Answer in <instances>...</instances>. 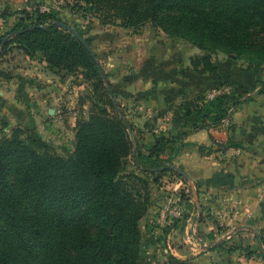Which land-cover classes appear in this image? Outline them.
I'll use <instances>...</instances> for the list:
<instances>
[{
  "label": "trees",
  "instance_id": "trees-1",
  "mask_svg": "<svg viewBox=\"0 0 264 264\" xmlns=\"http://www.w3.org/2000/svg\"><path fill=\"white\" fill-rule=\"evenodd\" d=\"M72 1L83 3L104 24L138 29L151 23L201 50H224L244 57L249 69L264 68V0ZM20 13L0 33V47L6 38L0 57L14 46L31 57L41 52L64 76L81 70L93 86V99L88 114L76 120L74 147L65 155L22 125L0 138V264H140V222L151 205V182L159 184L168 172L181 177L174 159L188 144L185 138L222 124L232 96L198 100L193 110L182 113L184 120L171 137L147 143L117 103L91 40L55 11ZM191 65L200 75L219 76L221 68L210 55L191 58ZM253 100L239 99L234 106ZM212 110V124L201 119ZM213 142L219 148L241 146L234 140ZM167 144L174 145L173 154L163 157L161 147Z\"/></svg>",
  "mask_w": 264,
  "mask_h": 264
},
{
  "label": "crops",
  "instance_id": "crops-1",
  "mask_svg": "<svg viewBox=\"0 0 264 264\" xmlns=\"http://www.w3.org/2000/svg\"><path fill=\"white\" fill-rule=\"evenodd\" d=\"M37 1L0 0V33L22 17V9L30 10ZM17 50L9 56L5 68L0 66V124L24 125L42 143L52 142L54 133H58L68 142L65 144L73 146L77 112L71 110L69 102L70 93L76 91V83L71 84V80L83 77L82 73L64 76L49 66L41 52L31 57ZM149 58L156 63L153 56ZM38 69H45L47 77ZM150 74L126 81L127 90L123 88L134 94L135 107H130L131 99L124 101L131 108L133 120L127 117L150 144L174 134V127L184 120L182 113L196 106L198 101L193 97L198 88L207 87L213 79H233L222 71L219 76L189 73L187 81L178 76L173 81L168 73ZM262 98L241 104L222 124L193 131L185 138L188 144L174 162L191 176L196 190L186 179L170 172L159 184L151 182V205L140 222L144 264H264L260 254L264 241L258 236L261 234L264 240ZM229 140L241 146L219 148L213 142L224 145ZM173 148V144L161 147V155L171 156ZM224 233L233 238L222 244ZM209 234L216 238L214 244L205 241ZM233 242L241 248L230 249ZM249 246L255 251L252 255L245 250Z\"/></svg>",
  "mask_w": 264,
  "mask_h": 264
},
{
  "label": "rangeland",
  "instance_id": "rangeland-1",
  "mask_svg": "<svg viewBox=\"0 0 264 264\" xmlns=\"http://www.w3.org/2000/svg\"><path fill=\"white\" fill-rule=\"evenodd\" d=\"M58 2L59 0H39L32 4L29 11H34L36 8L42 9L43 11H55L62 16L64 21L76 27L82 32L84 37L91 40L92 47L115 89L116 101L126 114V117L129 116L131 120H133V116L130 113V107H135V103L132 102L134 94L123 91V88L127 90L125 86L126 81L130 82L131 80H135L137 76H152L150 72L153 74L156 73L157 75L168 73L171 76L170 79L173 81L176 76L183 77V79L187 81L189 80V73H191L192 76L200 75L193 70L191 58L201 55H210L215 63L221 62L219 75L222 71L225 74L231 75L233 79L232 82L229 80L213 79V83H207V87H200L197 89L193 97L194 101L213 99L215 97L212 96L213 94H217L219 90H224L226 86L230 85L232 89L227 94L231 95L232 98L227 100V104L228 106L230 105V116L228 115V117H231L234 110L237 108L234 106L236 100H245L251 96H254V99H258L259 97L263 100L262 97H264V94H259V92L264 91V68L262 70L249 69L248 62L244 57H238L236 54H230L220 49L215 51L201 50L180 37L166 34L161 29L155 28L151 23H147L138 29L125 28L118 24H104L96 15L86 11L83 3L64 0V2H61L59 5ZM14 7L17 6L15 5ZM59 7L61 8L58 10ZM45 8L48 9L46 10ZM32 18L34 19L35 16ZM8 49L7 54L0 57V66L4 65V68L11 59L9 56L18 52L14 46H9ZM0 55H2V53ZM150 56L154 57L156 63L153 64V61L151 62L152 59L149 58ZM166 61L168 63H165ZM39 70L43 71V77H47L44 76V74H46L45 69H38V71ZM35 71L36 70H33L32 72L35 73ZM78 73L81 74V70L74 72L73 76L79 75ZM50 78H52V75H49V79ZM83 79V77L79 76L75 80H71V84L72 82L76 83V86H74L76 91L70 93L69 102L70 107H72L71 110L77 112L74 114L76 120L88 114L93 99V86ZM5 84L6 83L3 82V85ZM66 91H69V89ZM125 99H131L129 100L130 107L124 105ZM215 113L216 111L214 110L209 113V116L204 113L201 119L203 118L207 123H211V116ZM193 118L191 117L189 119L192 120ZM5 123L6 122H2L0 124V138L6 134L9 135L14 127L21 125L15 124L8 126L7 124L5 125ZM61 138V134L54 133L53 141L47 143L54 147L58 153L65 155L67 154L66 150L73 149L74 145L71 146L70 143L68 145L65 144L68 142H64L66 140ZM128 170H131L130 165L128 166L127 171ZM228 234L229 233L223 234L226 240H223L221 242L222 244L233 238V235L227 237ZM249 237L250 239L253 238L252 235ZM253 240L254 239H252V242H254ZM205 241L214 244L216 238L214 237L212 240L208 238ZM229 246L238 247L237 242H233L229 244ZM214 247H216V245H214ZM144 262L145 260L141 259L140 264H144Z\"/></svg>",
  "mask_w": 264,
  "mask_h": 264
},
{
  "label": "water",
  "instance_id": "water-1",
  "mask_svg": "<svg viewBox=\"0 0 264 264\" xmlns=\"http://www.w3.org/2000/svg\"><path fill=\"white\" fill-rule=\"evenodd\" d=\"M62 24H64V23H62ZM65 26H68V27H70L69 25H67V24H64ZM76 35L80 38V40L87 46V47H89L88 46V44H87V42L85 41V39L78 33V32H76ZM5 40H6V38L3 40V42H2V44H1V47H0V54L3 52V50H4V47H5ZM176 171H177V173L181 176V177H183L184 179H186L190 184H191V186H192V188L194 189V190H196V184H195V182L193 181V179L191 178V176L183 169V168H181L180 166H176Z\"/></svg>",
  "mask_w": 264,
  "mask_h": 264
},
{
  "label": "built area",
  "instance_id": "built-area-1",
  "mask_svg": "<svg viewBox=\"0 0 264 264\" xmlns=\"http://www.w3.org/2000/svg\"><path fill=\"white\" fill-rule=\"evenodd\" d=\"M56 2V1H55ZM61 2H64V0H59V5L61 4ZM58 5V4H57ZM46 10L48 9V8H45ZM230 90H231V87L230 86H226V88L224 89V90H219L218 92H217V94L215 93V94H213L212 96H217V95H220V94H223V93H228V92H230ZM175 176V175H174Z\"/></svg>",
  "mask_w": 264,
  "mask_h": 264
}]
</instances>
